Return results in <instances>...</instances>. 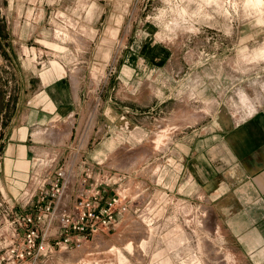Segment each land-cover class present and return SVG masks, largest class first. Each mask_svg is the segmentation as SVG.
Wrapping results in <instances>:
<instances>
[{"label":"rangeland","instance_id":"1","mask_svg":"<svg viewBox=\"0 0 264 264\" xmlns=\"http://www.w3.org/2000/svg\"><path fill=\"white\" fill-rule=\"evenodd\" d=\"M92 29L102 33V40L98 36L93 44L82 39ZM73 46L78 54L87 50L80 58L87 69L84 75L93 81L102 76V103L125 61L164 66L150 76L154 88L140 94L138 121L145 128L136 136L118 137L122 130L114 125L104 128L102 121L98 135L102 160L106 158L102 168L131 174L133 179L122 190L135 196L145 191L136 175L152 155L146 147L153 145L157 151L169 136L194 126L199 108L205 116L206 111L218 114L225 107L237 122L264 109V0H0V160L13 96L8 95L17 86L10 54L36 55L40 62L46 55L39 57L34 51ZM163 53L165 60H160ZM73 59L65 57L68 62ZM164 92L170 100L159 104L157 98ZM179 94L187 102L185 115L179 111ZM97 117L94 111L88 116L86 136L97 131ZM123 126L126 131L129 122ZM84 156L80 151L75 157L82 163ZM148 208L147 195L141 194L133 207L136 214L126 215L90 247L59 252L35 264H238L226 249L214 246L222 240L212 230L207 211L178 200H161L155 211ZM16 214L0 194V264H5L11 246L23 241Z\"/></svg>","mask_w":264,"mask_h":264},{"label":"crops","instance_id":"2","mask_svg":"<svg viewBox=\"0 0 264 264\" xmlns=\"http://www.w3.org/2000/svg\"><path fill=\"white\" fill-rule=\"evenodd\" d=\"M92 30L82 34L83 41L93 44L98 36L102 40L100 29ZM78 51L74 46L34 51L39 57L46 55L47 59L40 62L36 55L24 58V54H10L17 86L8 95L13 96L8 105L10 118L0 160V194L17 214L28 212L26 197L36 189L37 181L53 175L75 159L79 151L86 154L84 159L89 165H104L102 138L98 136L102 121L104 128L114 125L122 130L118 137L123 133L136 136L145 128L138 121L140 94L154 88L150 76L164 66H139L125 61L117 68L102 103V76L93 81L84 75L87 69L80 58L87 50H80L83 54ZM98 51L102 55V41ZM128 54L132 56L131 52ZM71 55L74 61H65ZM164 56L163 53L160 60ZM165 93L157 98L159 104L170 100ZM124 94L130 96L122 97ZM179 99V111L185 115L187 102L182 100V94ZM92 111L98 115L97 131L86 136L84 128ZM198 111L199 121L194 126L187 125L169 136L157 151L153 145L146 147V153L151 151L152 155L136 175L144 185L141 194L147 195L149 211H155L161 200H178L207 211L212 230L222 240V245L214 243L216 248L226 249L238 264H264V109L241 122L234 121L225 107L218 114L205 110V116L203 109ZM204 119L206 122L202 123ZM125 120L129 122L126 131ZM160 153L162 161L156 162ZM76 160L75 175L66 189L63 206L74 203L82 171Z\"/></svg>","mask_w":264,"mask_h":264},{"label":"built area","instance_id":"3","mask_svg":"<svg viewBox=\"0 0 264 264\" xmlns=\"http://www.w3.org/2000/svg\"><path fill=\"white\" fill-rule=\"evenodd\" d=\"M76 158L53 175L38 180L36 189L26 197L28 212L16 214L15 218L24 230L23 241L11 246L8 258H3L5 264L27 259L35 264L59 252L82 251L100 235L115 230L126 215L136 214L133 207L141 194L135 196L122 190L133 179L132 175L91 166L84 159L74 203L63 206L62 200L78 164Z\"/></svg>","mask_w":264,"mask_h":264}]
</instances>
